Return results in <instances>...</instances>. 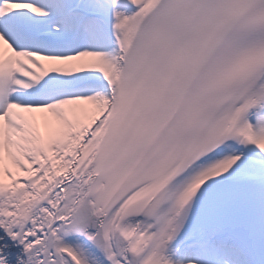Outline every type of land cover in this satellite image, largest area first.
<instances>
[{
	"label": "snow or ice",
	"instance_id": "6c2138e0",
	"mask_svg": "<svg viewBox=\"0 0 264 264\" xmlns=\"http://www.w3.org/2000/svg\"><path fill=\"white\" fill-rule=\"evenodd\" d=\"M0 264H264V0H0Z\"/></svg>",
	"mask_w": 264,
	"mask_h": 264
}]
</instances>
